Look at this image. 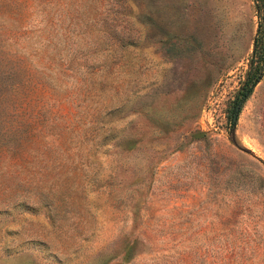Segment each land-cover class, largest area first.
Here are the masks:
<instances>
[{
	"label": "rangeland",
	"instance_id": "obj_1",
	"mask_svg": "<svg viewBox=\"0 0 264 264\" xmlns=\"http://www.w3.org/2000/svg\"><path fill=\"white\" fill-rule=\"evenodd\" d=\"M0 264H264V0H0Z\"/></svg>",
	"mask_w": 264,
	"mask_h": 264
},
{
	"label": "trees",
	"instance_id": "obj_2",
	"mask_svg": "<svg viewBox=\"0 0 264 264\" xmlns=\"http://www.w3.org/2000/svg\"><path fill=\"white\" fill-rule=\"evenodd\" d=\"M251 80H252V78L248 75L246 80L242 84V86L238 89L236 97H238V96H240V97H239V99L234 101V107H238L239 104L241 103V101L243 100V98H245V96L247 94H249V91L251 89V85L254 82V81L252 82Z\"/></svg>",
	"mask_w": 264,
	"mask_h": 264
},
{
	"label": "water",
	"instance_id": "obj_3",
	"mask_svg": "<svg viewBox=\"0 0 264 264\" xmlns=\"http://www.w3.org/2000/svg\"><path fill=\"white\" fill-rule=\"evenodd\" d=\"M255 83V81L253 82V84ZM236 116H237V108L236 110L232 113V121H231V126L234 125V122L236 120Z\"/></svg>",
	"mask_w": 264,
	"mask_h": 264
}]
</instances>
